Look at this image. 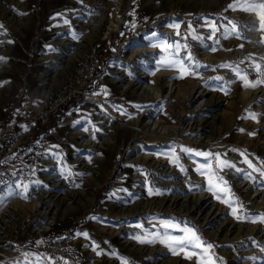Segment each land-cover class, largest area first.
Masks as SVG:
<instances>
[{
	"label": "rangeland",
	"instance_id": "rangeland-1",
	"mask_svg": "<svg viewBox=\"0 0 264 264\" xmlns=\"http://www.w3.org/2000/svg\"><path fill=\"white\" fill-rule=\"evenodd\" d=\"M234 2L0 0V57L6 58L0 61V125L12 126L16 142L24 134L20 145H26L36 128L58 122L27 176L0 186V197H6L0 203V264H35L37 258L48 257L56 264H202L207 258L203 248H177L173 254L161 243L165 231L181 234L165 229V223L185 222L213 245L208 250L213 264H264V223L247 216L264 213V175L245 162L264 169V97L259 93L264 84L245 87L232 68L224 67L240 69L248 81L264 80V27L257 13L230 9ZM175 24L179 27L169 26ZM211 24L217 31L208 39ZM162 41L181 45L179 56L197 66L192 74L175 79L179 72L162 66L173 51L153 46ZM81 49L80 61L96 55L98 68L84 87L77 81L63 86L70 64L61 62ZM112 66L124 69L122 80L103 78ZM8 91L12 95L2 103V93ZM48 101L61 105L44 122L28 119L36 105ZM252 113L256 119L250 118ZM61 123L71 124L63 137L55 133ZM76 130H83L81 139H90L91 145H75L70 133ZM49 135L56 142L51 144ZM181 146L194 151L185 153ZM47 151L55 161L52 170L64 169L59 188L52 187L50 170H38ZM195 151L213 153L207 158L211 168L236 199L220 195L236 207L241 219L214 195L225 208L196 201L208 191V182L197 178L206 175L196 169H209L203 167L206 158ZM216 153L220 161L235 166L218 168ZM160 160H171L174 171L156 163ZM249 173L253 179L245 178ZM17 181L41 183H30L27 198L9 197ZM54 195L60 205H54ZM35 203L41 208L31 210ZM59 208L65 215L57 218ZM44 210L46 217L57 219L45 232L35 233L38 226L32 224ZM253 218L257 222H251ZM85 232L88 237L76 235ZM151 234L160 238L154 243L134 238L153 239Z\"/></svg>",
	"mask_w": 264,
	"mask_h": 264
},
{
	"label": "snow or ice",
	"instance_id": "snow-or-ice-1",
	"mask_svg": "<svg viewBox=\"0 0 264 264\" xmlns=\"http://www.w3.org/2000/svg\"><path fill=\"white\" fill-rule=\"evenodd\" d=\"M230 9L232 10H236L237 8H243L244 11H248V12H255L257 13L258 19L261 22V27H264V0H245L244 5H241L239 3V0H235V2L233 4H230L228 6ZM21 15H23L24 13H19ZM65 23H68L67 20L64 21ZM230 23L233 24V27L235 28V23L231 22ZM170 27H179V24H175V25H169ZM3 26L0 25V28H2ZM211 33L210 35L207 37L208 39H212L217 31L216 25L215 24H211ZM189 28L191 29V25H189ZM252 30H256V29H252ZM229 30L225 29V35L227 36ZM123 34V33H121ZM153 36H155V33L152 34ZM73 38H76V34L73 33ZM193 39H202V37H198L193 35L192 37ZM9 43H11V41H9ZM155 47H160L164 50H173L171 53V58L167 59L165 62H163L162 66L165 68H169V69H175L179 72V75L177 77H174L175 79H182L184 78L185 74H192L195 70V67H197L196 65H189L185 62L184 58H181L179 56V52L181 49V45L179 43H167V42H161L160 44L157 45H153ZM185 47H187L185 45ZM212 51H216L215 48L211 49ZM6 58L5 57H0V61H4ZM188 59H191V54L189 53ZM201 67H207V66H201ZM224 67H229L232 68V70L236 73L237 76L240 77L241 80L244 81V86L248 87H256L260 84H264V80H256V81H248L247 80V75H241V70L238 68H233L232 65H224ZM257 69H259V65L256 66ZM129 75H131V73H129ZM216 79H222L220 77H217ZM139 107V106H137ZM113 108H116V110L120 111L122 115L126 114L125 111L121 108H117V106L113 105ZM129 115V119H131V115ZM250 118L252 119H256V114L252 113L250 114ZM77 123H79V121H77ZM87 130V129H85ZM240 131H244L243 129H240ZM250 135H254L255 133H249ZM93 138H95L93 136ZM181 150L185 153H192L194 150L188 148V147H184L181 146ZM233 151H235V149H233ZM194 154L196 156H200V157H205L206 161L203 165V167L205 169H209L208 172H201V170L199 168H197V172H200V174L202 175H206L207 177V181H208V188L207 190L212 192L214 196L217 197V199H222V202L225 203H229V207H232V214L234 216H236L237 219H241V216H237V209L236 207L233 206L232 203L229 202L228 199H223L220 195L221 192H224L226 194H230V190L227 188V183L224 180V178L222 176L218 175L217 170L212 169L211 168V160H208V157H212L213 153L211 152H203V151H195ZM241 155L243 156L244 154L241 153ZM56 159H60L58 156L56 157ZM215 159L219 162L218 164V168L220 166V164H222L224 167H234V164H231L227 161H220V154L216 153L215 154ZM245 162L247 163L249 168H252L253 171L256 172H261L262 175H264V169L261 168H257L255 167L252 162L250 160L245 159ZM262 164H264V161L261 162ZM181 169L183 170V166L181 165ZM237 171H241L240 169H237ZM61 174H64V169L61 170ZM247 179H253V177L251 176V174H247L246 177ZM30 183H35V184H39L41 183L40 181H33ZM30 183H21L20 181H17L15 183V187L14 189L9 190L8 192V196L11 197L13 195H21L23 196V198H27L26 193L29 190L30 187ZM221 185H223V187H221ZM77 187L79 185H76ZM23 189L22 192L20 191H16V189ZM160 189H155V194H160ZM153 194V189L149 188V195ZM231 195V199L235 200V196L234 194H230ZM6 199V197H0V203L3 202V200ZM257 216L259 219V222L264 223V213L261 214H252V213H248L247 216L248 217H253V216ZM98 219V218H96ZM251 222L255 223L257 222L255 218L251 219ZM165 229L167 228H173V229H178L179 232L181 233L180 235H173L170 234L169 232L165 231L163 233V236L166 237V239H161V243H165L172 251L173 254H176V250L177 248L183 250L184 248H203V253L202 255L206 256V260H204L202 262V264H213V260L212 257L210 255H208V250L213 248V245L209 242L203 241L198 235H197V231L195 230L194 226H189L186 222L184 223V226H181L180 224H173V223H165L164 225ZM76 235H83L84 237H88V233H77ZM153 235V239H142L139 236L134 237L135 239H137L140 243H154L156 239L160 238L159 234H151ZM40 243V242H38ZM264 250V249H262ZM98 255L100 253H97ZM188 258H191V256H189ZM27 264V262H26ZM35 264H56V260L52 257H48L47 260H40L39 258H37Z\"/></svg>",
	"mask_w": 264,
	"mask_h": 264
},
{
	"label": "bare ground",
	"instance_id": "bare-ground-1",
	"mask_svg": "<svg viewBox=\"0 0 264 264\" xmlns=\"http://www.w3.org/2000/svg\"><path fill=\"white\" fill-rule=\"evenodd\" d=\"M76 49V48H75ZM78 49V48H77ZM64 50V49H63ZM78 51V50H77ZM147 51V50H146ZM79 53V52H78ZM144 53V52H143ZM83 55V49L80 50V53L77 55L76 53L73 56H68V58H66V61H62L61 64L65 62H68V64H70V72H69V77H68V82L66 81V83H63L62 85L64 86L65 84H69L70 81H77L81 83L83 82V78L78 77L79 75V62L81 60V56ZM57 58V60L61 59ZM64 58V57H63ZM56 63V62H55ZM53 64V63H52ZM51 64V65H52ZM59 64V63H58ZM50 65V64H49ZM60 65V64H59ZM124 70V69H123ZM122 69L119 68H115V67H111L110 69H108L107 73L103 76V78H108L109 76L112 77V81L113 82H117L119 81V79H121L122 75H120V73L123 71ZM64 76V74H63ZM80 78V79H79ZM140 78V77H139ZM104 80V79H103ZM122 80V79H121ZM63 81V79H62ZM172 85V84H171ZM173 86V85H172ZM152 88V87H151ZM169 88V87H168ZM173 89V88H172ZM170 90V89H169ZM2 91V90H1ZM261 96L264 97V89H261L260 92ZM259 93H256L255 95H258ZM12 95V91H8L5 93H2V103L7 101ZM201 96H206V93H201ZM195 96V95H194ZM215 102V100H214ZM71 115H74V113L72 112ZM115 119V118H114ZM117 119V118H116ZM99 120V119H98ZM110 121L114 122V120L110 119ZM100 122V120H99ZM195 122V121H194ZM71 124H64L61 123L60 126L57 127L55 133L58 134L60 137H63L65 135L68 134V128ZM124 125V124H123ZM199 125V124H198ZM105 129V128H104ZM70 135L73 137V141L75 145H79V146H88L91 145V141L90 139H81L85 136V132L83 130H76L70 133ZM87 136V135H86ZM48 141L52 144L54 142H56V138L54 135H49L47 137ZM102 139V138H101ZM105 139V138H104ZM94 143V142H93ZM98 143V142H97ZM96 144V143H95ZM97 146V145H96ZM101 147V146H100ZM95 152V151H94ZM147 157V156H146ZM53 157L51 156V154L49 153V151L45 152L43 154V156L41 157V159L38 162V170L39 172L42 170H50L51 171V175L48 177V179L50 180V182L52 183V187L53 188H59L60 184L62 183L61 180L64 179V175L61 174V172L57 171L55 172L54 170H52L53 165L55 164V161L52 159ZM166 158V157H165ZM76 160H81V158H77ZM159 161V160H158ZM156 161V163L161 164L162 166H167L166 171H170L173 172L174 171V167L172 165H170L172 162L170 161H165V160H160V162ZM155 163V162H154ZM153 164V163H152ZM161 168V167H160ZM58 173V174H57ZM197 178L200 179H204V183L208 182L206 177H201V176H197ZM201 181V180H200ZM247 182V181H246ZM96 183V182H95ZM93 186V185H92ZM100 184H96L95 188L99 187ZM65 186H63L64 188ZM91 187V186H90ZM176 188V187H175ZM95 189H93L94 191ZM178 190V189H177ZM54 198L51 199L53 200V202L55 203L54 205H60V199H58L59 197H55V195L53 196ZM61 198V197H60ZM63 200V199H61ZM200 200L202 205H206L207 207L211 208L212 206H214V208L218 207V209L222 210V208H225L224 206H222L221 204H217V202L214 200L213 194L211 192L208 191H204L201 192L200 196L198 199H196V201ZM62 203V202H61ZM148 204V203H147ZM63 205V204H62ZM144 205V204H143ZM195 205V204H194ZM28 207V206H27ZM29 208L31 210H38L39 208H41V206L39 207L36 203L32 206H29ZM63 208V207H62ZM62 208H59V210L57 211L58 215L57 218L63 217L65 215V212L62 211ZM193 208V207H192ZM187 211H191V208L188 209ZM49 213L46 212V210H44L41 213V216H38L36 219L37 222H33L32 226H38V229H35V233H39V232H45L46 230H48L51 225L55 222V220L57 219L56 217H46ZM49 216V215H48ZM52 220H49L51 219ZM35 219V218H34ZM30 229H33V227H31ZM241 245V244H240ZM105 262V261H104ZM107 264H110V262L107 261ZM118 264H121L118 262Z\"/></svg>",
	"mask_w": 264,
	"mask_h": 264
},
{
	"label": "built area",
	"instance_id": "built-area-1",
	"mask_svg": "<svg viewBox=\"0 0 264 264\" xmlns=\"http://www.w3.org/2000/svg\"><path fill=\"white\" fill-rule=\"evenodd\" d=\"M79 67H80V70H79L78 77L83 78L84 81L80 84H83V86H81V87H84L88 83V81H90L92 79L94 72L98 68L97 56L96 55L91 56L89 58V61L87 58L80 61ZM77 82H78V79H77ZM60 103L61 102H55L53 104L50 101L42 102V103L36 105V107L34 109H32L28 119L31 121H34V122L35 121L44 122L48 119L50 113L53 112V110H55L59 105H61ZM11 127H12L11 125H7V124H1L0 125V165L2 164V161L6 156L18 153V151H19L18 147L20 146V137H22L24 135V134H22L19 137V140L16 142L17 137H15V138L10 137L11 136ZM7 144H9V145H7ZM60 251H61V248H59V252Z\"/></svg>",
	"mask_w": 264,
	"mask_h": 264
},
{
	"label": "trees",
	"instance_id": "trees-1",
	"mask_svg": "<svg viewBox=\"0 0 264 264\" xmlns=\"http://www.w3.org/2000/svg\"><path fill=\"white\" fill-rule=\"evenodd\" d=\"M57 124V121H54V123L49 121L47 125L36 128L33 139L29 140L26 145H20L19 151L15 156L8 155L3 159L0 168V186L6 181L14 180L18 176L22 178L27 176L28 170L33 167L35 160L40 156L45 137ZM10 137L12 138L13 135ZM25 159L26 163H24Z\"/></svg>",
	"mask_w": 264,
	"mask_h": 264
}]
</instances>
